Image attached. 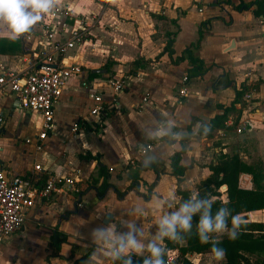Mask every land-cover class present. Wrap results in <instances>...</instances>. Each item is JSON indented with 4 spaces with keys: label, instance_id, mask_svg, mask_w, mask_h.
Masks as SVG:
<instances>
[{
    "label": "crops",
    "instance_id": "crops-1",
    "mask_svg": "<svg viewBox=\"0 0 264 264\" xmlns=\"http://www.w3.org/2000/svg\"><path fill=\"white\" fill-rule=\"evenodd\" d=\"M61 1L75 18L98 15L92 27L98 45L66 54V62L80 64L81 73L71 77L58 99L54 129L44 138L38 136L41 115L23 111L16 96L0 87V164L7 178L28 176L39 187L56 174L74 178L80 190L64 185L24 207V226L0 238V264H123L134 257L151 262L149 244L165 249L164 238H157L160 222L169 209L178 212L186 203L177 191L196 199L218 155L237 153L245 163L264 167V16L255 15V6L233 9L238 0L222 5L218 0ZM38 28L39 23L14 41L7 26L0 27V68L21 74L33 69L38 42L32 34ZM199 31V45L192 47ZM170 33L172 55L164 51ZM188 46L208 71L183 83ZM116 78L125 81L117 93L110 86ZM242 82L247 87L227 114V126L238 117L235 126L202 133L201 122L222 114ZM183 86L186 92L180 94ZM91 93L101 94V101ZM96 104L101 110L93 114ZM106 105H113V112L103 113ZM243 123L251 129L238 133ZM181 150L184 173L177 177L170 173L169 158ZM140 163L150 167L140 169ZM107 174L113 186L98 198ZM251 184L250 174H241L239 186ZM238 217L264 224V209ZM228 232L226 226L214 236ZM129 236L142 247L120 251ZM243 253L250 261L264 254ZM187 255L194 264L225 261L213 252Z\"/></svg>",
    "mask_w": 264,
    "mask_h": 264
},
{
    "label": "built area",
    "instance_id": "built-area-1",
    "mask_svg": "<svg viewBox=\"0 0 264 264\" xmlns=\"http://www.w3.org/2000/svg\"><path fill=\"white\" fill-rule=\"evenodd\" d=\"M75 17L68 5L61 3L39 22V28L34 30L38 42L33 69L21 74L14 69L0 68V87L8 88L17 98L23 111H35L41 115L42 125L39 138L54 129V114L58 99L68 87V82L74 74L81 73L78 63H67L66 54L75 48L90 47L94 49L98 44L93 38L92 27L97 21V14ZM30 38V35H27ZM187 81L186 75L182 82ZM125 85L122 78L110 81L114 92H119ZM183 86L180 94H185ZM96 101H101V94L91 93ZM101 107L96 104L91 112L98 114ZM2 122V118H0ZM249 123H243L237 132L250 130ZM36 170L42 166L35 165ZM112 170V167L109 168ZM71 192L78 193L80 188L74 178H60L50 174L44 183L36 187L31 177L14 176L7 178L0 164V238L18 232L25 222L24 207L31 206L37 198L48 199L59 192L63 186ZM163 264H178L175 261L176 250L166 249Z\"/></svg>",
    "mask_w": 264,
    "mask_h": 264
},
{
    "label": "trees",
    "instance_id": "trees-1",
    "mask_svg": "<svg viewBox=\"0 0 264 264\" xmlns=\"http://www.w3.org/2000/svg\"><path fill=\"white\" fill-rule=\"evenodd\" d=\"M224 3H230V0H218V4L222 5ZM255 6V15L264 16V0H254L251 2H245L243 0H238L236 4L232 3L233 9L237 11H242ZM225 22L229 24L231 19H225ZM164 51L169 55H172L173 50L171 48L172 38L169 37ZM201 32L199 31V37L196 43H192L191 46L195 47L199 45L201 39ZM191 46H188L184 53H186L190 60V66L186 70L187 79L192 77H201L207 71L208 67L205 66L203 60L199 57L192 55ZM244 82L241 83V90H236L234 99L232 100L230 106L223 107V113L217 114L211 118L208 122H201L199 130L202 133H211L217 129H231L235 126L238 117L233 118L231 126L226 125L227 114L229 111L235 110L234 104L240 101L244 90L246 89ZM113 105L104 106L103 113L109 114L113 112ZM189 130V129H188ZM181 154L182 150L174 152L169 158L170 173L177 177H180L184 173V166L181 164ZM150 165L145 163H140V169H146ZM209 169L211 171L208 178L201 181L198 189V194L195 201H205L211 200L210 215L215 219L216 215L225 211L226 226L229 229L228 233L221 234L218 237L214 236L215 232L207 233V242L201 243L198 225L199 221L203 215L204 209L201 208L192 217L191 229L188 232L182 230H177L178 239L173 241L168 238H164L165 249H163L162 260L166 257V249L170 251L176 250L175 261L178 264H194L188 257V253H204L213 252V247L223 249L225 253V261L221 264H264V254L261 258L250 261L249 257L243 252L254 253L256 251L264 252V224L261 222L249 221L243 223L241 221L240 225L234 229L232 219L241 213L262 210L264 209V167L261 163L257 162L254 164L245 163L237 153L232 154H220L216 158L215 164H210ZM248 173L251 176V186L249 188H242L239 186V179L241 174ZM28 177V176H22ZM159 177V173L156 172V179ZM109 174L105 176V180L98 187L97 197L102 198L109 187L113 185L108 181ZM136 177H132L131 184L134 187L136 185ZM154 184V182H153ZM152 184V185H153ZM151 185V186H152ZM226 185V195L227 201L223 202L220 198L221 192L219 190L220 186ZM177 193L184 197L185 204H193L194 200L188 199L187 192L178 190ZM121 195V193H120ZM214 197V198H212ZM184 204V205H185ZM177 212V211H176ZM172 210H168V215L176 213ZM235 231L236 239H230L229 233ZM185 240V246H179L178 241ZM243 251V252H242ZM123 264H145L141 261L140 257H134L131 260H124Z\"/></svg>",
    "mask_w": 264,
    "mask_h": 264
},
{
    "label": "clouds",
    "instance_id": "clouds-1",
    "mask_svg": "<svg viewBox=\"0 0 264 264\" xmlns=\"http://www.w3.org/2000/svg\"><path fill=\"white\" fill-rule=\"evenodd\" d=\"M109 3H115V0H108ZM61 3V0H0V27L7 26L9 38L18 40L24 34L30 33L45 16L50 15L53 9ZM211 200L195 201L191 205L185 204L180 210L171 216H166L160 222V232L158 239L168 238L177 240V230L188 232L191 229L192 217L201 208L204 209L203 215L199 221L198 233L201 243L207 242V233L223 232L226 228L225 211L221 210L213 219L210 215ZM232 223L234 229L241 223V219L233 217ZM246 223V222H243ZM230 239H236L235 231L229 233ZM141 245L131 236L127 238V246L121 245L120 251L125 252L128 248L139 250ZM152 257L151 262L145 261V264H163V249L155 243L148 245ZM214 256L217 260L224 258V250L213 247Z\"/></svg>",
    "mask_w": 264,
    "mask_h": 264
},
{
    "label": "water",
    "instance_id": "water-1",
    "mask_svg": "<svg viewBox=\"0 0 264 264\" xmlns=\"http://www.w3.org/2000/svg\"><path fill=\"white\" fill-rule=\"evenodd\" d=\"M96 71H101V70H96ZM103 71H104V70H103ZM222 187H223V188H225V186H224V185H223Z\"/></svg>",
    "mask_w": 264,
    "mask_h": 264
},
{
    "label": "rangeland",
    "instance_id": "rangeland-1",
    "mask_svg": "<svg viewBox=\"0 0 264 264\" xmlns=\"http://www.w3.org/2000/svg\"><path fill=\"white\" fill-rule=\"evenodd\" d=\"M221 191L223 190V189H221V187L219 188ZM260 256V255H259Z\"/></svg>",
    "mask_w": 264,
    "mask_h": 264
}]
</instances>
